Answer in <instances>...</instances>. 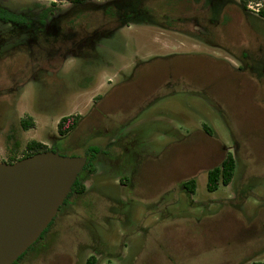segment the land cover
Masks as SVG:
<instances>
[{"label": "rangeland", "instance_id": "374dc122", "mask_svg": "<svg viewBox=\"0 0 264 264\" xmlns=\"http://www.w3.org/2000/svg\"><path fill=\"white\" fill-rule=\"evenodd\" d=\"M52 1L0 0V5H5L11 11L27 15L34 20L40 19L42 13L45 16L49 14L46 17L48 18L46 23L51 25L57 22L55 21L56 17L63 18L59 23L61 28L58 34H52L53 30H49L50 33H42L37 27L21 29L23 27H20L19 24L18 27L9 28L0 19V59L3 60L0 63L8 66L13 63L16 65L17 61H24L22 63L23 69H26L27 74L32 72L38 78L32 84L22 87L23 97L15 106L17 114L12 115V118L17 115L18 118L23 115V117L28 118L27 114L33 117L36 127L27 131L28 136L35 134L42 141L50 143L52 136L57 131V122L61 113H78L81 120L75 131L64 142L59 141V151L64 155H83L87 153L88 146L101 144L94 139L95 136L98 137L97 134L90 135L89 132L93 125L98 126L100 123H105V117L101 114L111 115L109 117L113 118L112 121L114 122L126 123L134 114L139 113V105L144 101L146 103L145 98L149 97L164 98L165 101L156 105L153 110L161 109L166 113L159 118L153 110L150 113L145 112L141 114V117L135 123H146V128L152 127L154 129L163 128L168 123L177 126L181 124L187 130L190 128L195 129V127L201 129L203 124L207 125V128L204 127L205 131L198 129L201 133L192 134L190 139L186 141L188 147L185 150L177 147L156 160H144L139 157V159L133 160L132 162L137 161L136 165H138L139 172H141L138 174L137 181L135 176H124L126 174H124L125 168L123 166L125 165L128 170L129 164L126 165L125 162L120 165L111 163L112 166L109 165L108 167L104 163L99 169V173L107 177L109 181L106 184L108 185L96 186L97 188L100 187L103 192L97 194L100 203H92V207L105 212V201H107L108 204L112 203L114 207L122 208L123 215L126 218L124 224L127 225L130 213L133 211L137 213L142 203L151 202V200L148 201L151 197L150 193H152L149 192L150 190L160 185L163 189H172L174 193H178L181 189V182L193 175L198 177V192L196 195L198 198L208 200L213 197L206 190V172L215 165H220L226 155V152L220 148L222 138L226 141V145L229 144V151L236 155V178L228 186H220L218 194H215L214 206L208 208L211 210L202 221L197 222L195 218L188 215L185 217L187 219L183 230V225L174 222L175 220L178 221L180 217H173V220H169L168 217L166 218L160 214L158 211L160 207L158 206V208H154L157 211L153 213L154 210H152L148 213L150 218H146L144 221L157 220L155 227L148 232L139 231L143 224L136 218L135 220H138L139 223L134 222L133 225L126 226L129 228L128 237L121 244V248L118 246L119 250L121 249L123 252L122 257L131 256L128 253H130V248H133L134 244L140 246L137 256L130 258L129 262L125 260L127 261H124L125 264H199L201 262L207 263L208 259L211 263H214L227 255L230 245L231 250L236 252L231 264L238 263L239 258L244 257L251 251H262L261 255L264 257V231L261 225L258 227L259 232L257 235L262 236V239L256 238L251 241L245 237L244 231V226H246L245 211L258 206L264 208V204L257 205L259 201H255L256 199L260 201L264 199V87L260 89L258 84H248L238 76L232 77L230 68L224 64H218L216 61L210 60L206 63H199L200 57L205 60L211 59V55L223 58L229 56V53L214 49L211 45H208L206 40L197 39L194 33H190L191 30H194L192 25L176 23L175 26L170 27L174 31H167V28L160 27L159 24L148 25L149 23L142 19L138 20L144 26L135 21L122 23L116 16L104 15L106 9L101 2L106 0H85L90 2H87V5L84 3L76 6L75 11L72 9L70 13L67 12V8L70 7L67 0H56V4L61 6L53 12ZM183 5L186 4L183 3ZM189 5L188 12L194 13L200 11L202 3L191 2ZM149 6L154 7L155 12L161 15V21H164L167 12L164 5L150 3ZM71 7L74 6L71 5ZM181 9V5L177 4V8L172 11L179 12ZM63 12L69 14L63 16ZM239 20L238 18L237 22ZM205 26L219 32L212 25L205 24ZM71 27H73V32L67 30ZM230 27L234 32L236 26L231 25L224 27L226 29L220 27L219 33L227 38L226 32L229 31ZM237 28H239V34L242 35L243 27L239 26ZM112 32L114 33L110 35ZM73 33L75 35L72 37ZM87 33L91 34V39L96 36L106 37V34L109 35L108 40L110 41L105 42L109 45L107 48L106 46L103 48L82 45L77 48L78 58L71 55L66 62L51 63L48 61L51 58L48 54L52 56L56 49L64 51L69 48L74 40L88 38V36H84ZM94 33H97V35H94ZM202 33L200 34L203 36ZM122 34L124 35L122 36ZM229 35H231L230 32ZM102 39L104 38L100 40ZM123 41L127 46L124 50L117 45ZM241 42V40H237L236 43L238 45ZM135 47L140 49L147 47L148 50H151L143 52L145 57L148 56L147 58L150 56L165 57L172 52H178L182 56L172 58V61L177 60L173 63L186 64L174 65L170 68H168L169 66L137 67L134 70V78L130 82L112 83L111 99L106 96L107 98L102 101L101 96L97 95L100 91L99 87L110 77H117L112 74V64L109 63L110 66L101 67V63L96 64L95 62L112 59L121 63L131 58L128 53L133 54ZM171 49L173 50L170 51ZM237 49L238 46H236ZM197 50H202L203 53L197 55L194 52ZM42 64L45 65L42 66ZM48 65H54V71L51 75L45 74ZM118 66L122 65L117 64ZM119 71L124 75V72L130 71V68L122 66ZM93 74V80L96 79V83L101 82H99L97 88L86 90L84 83L90 81V76ZM81 82L83 83L80 84ZM108 83H111V80ZM187 91L195 94L190 95ZM94 100L98 109L93 108V112L89 114L88 111ZM216 102L220 104L222 112L217 108ZM190 104L195 105L194 107H198L199 110L190 109ZM49 107L55 110H50L51 113H47V115L38 111L39 109L46 111ZM89 115H91V121ZM15 121H17V117ZM227 126H231L234 130V135L239 140L238 147L233 146V142L228 135ZM93 139L94 142H92ZM101 142V145H105L103 139H101ZM2 144L0 139V160L4 157H8L9 162L17 160V157H12L14 155H11V151H17L20 156L26 153L24 150L21 153V150L17 148L7 149L1 146ZM109 154L111 157L117 155L113 148L109 150ZM110 172H116L120 175L127 186L126 190L115 184L116 180H113ZM96 180L94 179L93 182H96ZM250 188L258 194L256 197H250L246 202L244 200ZM157 193L152 198L159 195ZM94 194H89L90 196L83 201L80 200V203L84 201V204L88 203V198L93 199L96 197ZM126 196L130 199H138L140 202L124 203L120 198H126ZM116 197H118V200L115 199ZM73 200L75 201V199ZM156 200H159V196L156 197ZM174 200L172 202L175 203ZM262 201L264 203V200ZM77 202L79 200L75 203ZM180 205L181 203L178 206ZM192 210L195 211L197 218H200V213H203L199 207L192 208ZM63 220L65 222L71 221L68 217L63 218ZM65 222L58 225L56 221L55 225L51 226L44 235L46 237L52 234L54 229H57L59 235L52 239V243L45 253L40 254L37 246H33L35 248L25 255L20 263L72 264L70 262L71 254L76 246L78 247L76 251L79 258L83 256V244L80 242V239L83 242V238L80 235L83 234L86 237L84 229L78 227L81 231H79L80 235L73 228L68 229V232L72 231L70 234L72 239L70 240L66 235L67 233L62 232L67 226ZM88 225L92 226V223L83 221L82 225L79 226L87 229ZM151 231L153 234H150ZM53 234L56 235V233ZM120 243L118 242V245ZM80 244L82 245L80 246ZM51 247H53L52 252L49 251ZM119 250L111 256L116 255ZM118 263L119 261L116 259L112 261V264Z\"/></svg>", "mask_w": 264, "mask_h": 264}, {"label": "flooded vegetation", "instance_id": "af4514ba", "mask_svg": "<svg viewBox=\"0 0 264 264\" xmlns=\"http://www.w3.org/2000/svg\"><path fill=\"white\" fill-rule=\"evenodd\" d=\"M68 5H70L69 8H67V12L70 13V10L74 9L76 6H80L82 4H86L90 1L85 0H67ZM191 2H200L202 3L200 11H196L194 13H189L188 10L190 9V3ZM103 6L105 7L104 15H112L118 17L122 23H126L127 21H135L139 25H143L140 20H146L148 22V25H157L159 24L160 27L167 28V31H174L170 27L175 26L176 23H179L180 25H192V29L190 33H194L197 39L206 40L208 45H211L214 49H219L222 51H225L229 53V56L225 57H219V56H213L211 55V59H204L203 57H200L198 62H205L206 61H216L218 64H224L230 68L231 76L232 77H240L241 80H243L245 83L248 84H258L259 88L262 89L264 87V0H110V1H103ZM150 3L158 4V5H164V7L167 9V12L165 13L164 21H161L160 14L155 12V8L152 6H149ZM185 3L186 5H183ZM52 6L54 7L53 12H55L56 8H59L61 5L56 4V0L52 1ZM177 4L181 5V10L179 12H173L172 10H175L177 8ZM73 5L74 7H71ZM87 5V4H86ZM102 5V4H101ZM188 5V6H187ZM0 7L4 9L10 10L5 5H0ZM11 11V10H10ZM13 12V11H12ZM63 12V16H67L69 13ZM15 15H19V19H7L0 17L1 20L4 21V24L6 23L7 27H18V24L20 27H23L21 29H28L31 27H37L42 33H50L49 30H53L52 34H58L60 33V26L59 23L61 22L60 16L56 17L55 21L52 25L49 23H46V20H48L47 14L45 16L44 13H42V16L38 20H34L33 18L19 14L16 12ZM72 14V13H71ZM80 16V15H78ZM240 19L239 22H237V19ZM205 21V22H204ZM72 23V21H71ZM33 24V25H31ZM70 24V23H69ZM212 25L215 29H217L219 32V28L223 27L222 29H226L224 27H229L231 25L236 26L233 32V29L227 30V38L222 36L219 32L213 31V29H210L209 27L205 26ZM71 25V24H70ZM147 25V27H149ZM72 26V25H71ZM144 26V25H143ZM239 26L243 27V34H239ZM33 30V29H31ZM69 31L73 32V27L67 29ZM204 31V33H202ZM229 32L231 35H229ZM114 32L110 33L112 35ZM202 33L203 36L200 34ZM87 33L84 36H88V38H80L78 40H74L72 44L69 46V48L62 51V49H56L52 56L48 54L51 58L48 59L51 63H59V62H66L71 55L74 58H78L77 54V48L82 45H89L93 47H103L107 48L109 44H105L108 40L109 35L106 34V37L104 36H96L94 39H91V34ZM75 35V33L72 34ZM94 35H97V33H94ZM93 35V36H94ZM102 35V34H101ZM124 34H122L123 36ZM190 36V35H189ZM222 37V38H221ZM101 38H104L100 40ZM91 39V41H90ZM227 39V40H225ZM237 40H241V43H238ZM197 41V40H196ZM118 46H121V48L124 50L125 44L124 41L117 44ZM12 46V45H10ZM110 46H112L110 44ZM171 46V45H170ZM236 46H238V49L236 50ZM201 47V46H200ZM134 50V49H133ZM171 49L170 51H172ZM149 52L151 50H148L147 47H144L143 49L136 48L135 51L132 53H128L131 58H128V60L123 61L121 63H118L115 60L109 59L105 60L103 62H95L101 63L100 66H110L112 64L113 68V75L115 77H110L108 80H105L103 85L99 87V93L98 96H101L102 101L105 100L104 98H107L110 94H112L113 87L111 86L112 83H128L134 78V70L137 67H153V66H163L168 67L174 66V65H183L186 63H173L177 60H173L172 58L182 56L178 52H172L170 55H167L165 57H158V56H150L149 58L145 57L143 52ZM44 52V51H43ZM197 55H200L203 53L202 50L194 51ZM201 52V53H200ZM60 58V60H59ZM73 58V59H74ZM204 59V61H202ZM0 61H3L0 59ZM47 61V60H46ZM47 61V62H48ZM109 61V62H108ZM180 61V60H179ZM24 62V61H23ZM23 62H16V65L9 64H2L0 63V139L3 143L1 146L9 148H17L18 150L26 151L28 143L32 140L40 141L44 144H46L49 149L48 150H60L59 141L64 142L68 136L75 131L76 127L72 129L70 132L62 134L59 132L58 124L62 117L66 115H77L76 114H62L57 122V131L52 136L51 142H44L41 139H39L35 134H32L28 136L27 131L30 129H35V121L31 115L27 114L28 118H31L34 122V125L30 128L25 129L23 126L22 121L26 119L25 117L18 118L17 121L16 117L12 118L13 114H17L15 112V106H17L18 102L22 99L23 90L22 87H25V85L32 84L34 80L38 79L37 75L34 73H28L26 72V69H23ZM90 62V61H89ZM19 63V64H17ZM49 63V62H48ZM87 63V62H85ZM92 63V62H91ZM116 64V65H114ZM117 64H121L123 67H129L130 71H125L124 75L121 74L119 71V68L122 66H118ZM45 64H42L44 66ZM92 65V64H90ZM54 65H48L45 70L47 75H51L53 73ZM101 69V68H100ZM128 70V69H127ZM58 71V70H57ZM24 75V76H23ZM93 75L90 76V81L87 83H84L87 89H95L97 88L99 82L96 83V79L93 80ZM137 76V75H136ZM135 76V77H136ZM230 77V76H229ZM228 77V79H229ZM103 78V77H102ZM101 79V78H100ZM99 79V80H100ZM111 80V83H108V81ZM81 82L80 84H82ZM104 89V90H102ZM190 95H194V92L187 91ZM96 95V96H97ZM107 96V97H106ZM144 98V97H143ZM111 99V98H110ZM145 101L142 102V104L139 105V113L136 115L134 114L131 118H129L128 122H122L117 123L112 121L113 118H110L109 114H101L105 117V123H100L98 126L93 125L90 129V135H96L98 137H94L96 139L95 141H98L102 144L101 139H103V142L105 141V145L101 144H93L94 146H98V151L94 152V162L96 165V169L93 172H86L83 175V182L85 185L83 192H72L69 194V196L66 198L64 203L61 205L57 215L53 219V225H55V222L57 221V224L60 225V223L65 222L63 218L65 219L68 217L71 219V221L65 222L66 228L62 231L64 232L68 238L71 240L72 237L70 234L72 231L68 232V229H74L75 231L79 232V228H83L84 234L83 236L80 235L81 231L77 234L82 237L83 242L80 239V242L83 244V256H80L77 253L76 250H78L77 246L76 249H73V252L71 254V263L72 264H112V261L116 259L119 261L118 264H125L130 258H135L138 254L139 244L133 245V248L131 247L130 254L131 256H123V252L121 249V244L125 242L124 240L126 237H128L129 228L126 226L133 225V223H139V221L142 222L143 225L142 228L139 229L140 232H148L152 228L155 227V223L157 220L147 221L146 218H150L148 213H150L152 210L153 213L156 212L154 208L160 207L158 211L162 216L168 217L169 220H173V217H180L179 220H175V223L183 225V230L185 229V217L190 215L192 218H195L197 222L202 221V219L214 206V200L215 194L218 192L220 186H228L231 184L234 179L236 178L235 171L237 167L236 163V155L235 153H232L229 151V144L226 145V141L221 139V145L220 148L226 152V155L224 159L229 155L232 154L235 160V168L233 172V176L229 183L224 184L220 183V185L214 189L211 190L208 187V180H209V169L206 172V190L212 195L213 198H209L208 200L203 198H198L196 195L198 192V177L192 176L189 179L183 180L181 182V189L178 193H174L172 189H163L160 187V185H157V187L153 190H150L149 192L151 194V197L148 199V201L151 200L150 203H142V206L137 213H130L129 216V223L127 225L124 224L125 215H123L122 208H118L117 206H112L113 204H108L107 201H105V212L104 211H98L95 207H92L91 205L95 203H100L99 194H101L103 191L101 188H97V185H108L106 184L107 177L100 175L99 169L102 165L107 164L108 167L113 164H123L124 162L126 165H130L129 169L127 170V167L124 165L126 177L129 176H135V180L137 181L139 172V167L136 162H132L133 160H137L139 158L141 159H149V160H156L159 159L162 155H165L168 151H173L177 147L181 148L182 150H185L188 147L187 140L190 139L193 133L199 132L197 127L195 129L190 128L187 130L185 126H182L179 124L178 126L172 123H168L167 125H164L163 128L154 129L152 127L146 128V123H135L136 120H138L141 117V114L145 112H152L153 108L160 104L162 101H165L164 98L158 99L156 98H145ZM217 103V102H216ZM191 105V104H190ZM217 108L222 112V108L219 103H217ZM94 106V107H93ZM195 105H191L190 109H193L194 111H198V107H194ZM93 108L96 107L95 100L92 102L90 109L88 113L93 112ZM98 109V108H97ZM54 111V108L49 107V109L45 110H38L40 112H44L45 115L47 113H51V111ZM165 110H167L165 108ZM154 113L159 116V118L164 115L166 112H163L161 109H155L153 110ZM172 112V111H169ZM79 115V114H78ZM80 116V115H79ZM91 121V115L88 116ZM104 119V118H103ZM81 120V116L79 117V121ZM141 120V119H140ZM112 121V122H111ZM101 122V121H99ZM79 123V122H78ZM78 125V124H77ZM207 125H202L201 129L204 130V127ZM228 135L231 138L233 142L234 147L239 146V140L234 135L235 132L232 129L231 126H227ZM209 131V130H207ZM26 133V135H24ZM201 133V132H199ZM212 133V132H211ZM32 137V138H31ZM105 138V139H104ZM94 139L92 142H94ZM63 144V143H62ZM90 145L89 147L93 146ZM64 146V145H63ZM113 148L116 152V156L111 157L109 156V150ZM17 151L10 152L11 155H14L12 157H17V159L21 158ZM60 152V151H59ZM15 153V154H14ZM83 155H87L89 158V153H85ZM139 157V158H138ZM223 159V160H224ZM222 160V161H223ZM0 161H8V157H4ZM220 162V164L222 163ZM136 165V166H135ZM219 166V165H215ZM214 166V167H215ZM136 167V168H134ZM213 168V167H212ZM84 169V168H83ZM108 169V168H107ZM127 170V171H126ZM83 171V170H82ZM80 172V174L82 173ZM111 173V172H110ZM106 174V172H105ZM113 176V180H116V183L118 186H121L123 189L126 190L127 186L120 178V175H118L116 172L111 173ZM124 177V179H126ZM94 179H97L96 182H93ZM114 183V181H113ZM143 184V183H142ZM141 184V185H142ZM107 189V188H106ZM128 189H130L128 187ZM134 189V188H133ZM163 189V190H161ZM131 190V189H130ZM160 190V191H159ZM159 191V193H157ZM94 194L96 197L93 199L88 198V203H80V200L83 201L86 199L89 194ZM159 196V200H156L155 198H152L153 196ZM98 194V195H97ZM218 194V193H217ZM258 193L250 188V191L248 195H246V199L244 201L247 202L250 197H256ZM175 196L173 199L172 197ZM162 197V198H160ZM75 199V201L73 199ZM77 198V199H76ZM176 198V199H175ZM198 198V199H197ZM118 200V197L115 198ZM175 199V200H174ZM70 200H72L70 202ZM75 203L76 201H78ZM120 200H122L124 203L134 202L139 203L138 199H130L126 196V198L121 197ZM175 201L172 202V201ZM264 200V199H262ZM260 201L256 199L255 201H259L258 204H264L263 201ZM210 202V203H208ZM93 203V204H92ZM174 203V204H173ZM181 203L180 206H178ZM81 204V205H80ZM148 204V205H147ZM177 204V205H176ZM263 206V205H262ZM199 207L201 208L203 213H200V218H197V215L194 213L195 211L192 210V208ZM264 207V206H263ZM179 210V211H177ZM63 214H65L63 216ZM146 214V215H145ZM63 216V217H62ZM138 219V220H135ZM245 223L246 226H244L245 231V237L247 239H250L253 241L256 238H261L262 236L257 235L258 227H262V230L264 231V208L261 207H255L254 209L249 208L245 211ZM133 220V221H131ZM143 220V221H142ZM83 221H87V223H92V226L88 225V228L85 229L82 226ZM74 224H73V223ZM140 222V223H141ZM171 224V223H169ZM50 225V224H49ZM79 227V228H78ZM171 227V225H170ZM51 228V227H50ZM50 228H46V231L44 234H41V236L37 239L35 243H33L24 253L27 255L30 251H32L37 246V249H39L40 254L45 253L46 249L49 248L50 244L52 243V239L54 237L59 236L57 229H54L52 234L48 236H44ZM131 230V229H130ZM53 233H56L53 234ZM60 233V232H59ZM150 234H153L152 231ZM65 235V236H66ZM114 237H113V236ZM85 237V238H84ZM153 237V235H152ZM43 239V240H42ZM253 239V240H252ZM132 241V240H131ZM133 241H135L133 239ZM118 242H121L120 245H118ZM80 244V246L82 245ZM132 244V243H131ZM248 244V243H247ZM79 245V244H78ZM234 245V244H233ZM119 246V248H118ZM33 247V248H32ZM32 248V249H31ZM52 248V249H51ZM49 251L52 252L53 247H51ZM233 248V246H232ZM119 252L111 256V254H115L117 251ZM261 250V249H260ZM236 252L231 250V245L229 247V252L227 255L222 257L220 260H217V262L211 263V261H206L208 264H231L233 257H235ZM262 251H251L247 253V255H244V257L239 258L240 261L238 263L234 264H264V257L261 255ZM25 255L22 257V259L25 257ZM169 256V255H168ZM171 258V257H170ZM21 259V260H22ZM19 260V263L21 262ZM108 260V262H107ZM110 260V261H109ZM127 260V261H125ZM125 261V262H124ZM129 262V261H128ZM207 263H199V264H207ZM21 264V263H20Z\"/></svg>", "mask_w": 264, "mask_h": 264}, {"label": "water", "instance_id": "95a60500", "mask_svg": "<svg viewBox=\"0 0 264 264\" xmlns=\"http://www.w3.org/2000/svg\"><path fill=\"white\" fill-rule=\"evenodd\" d=\"M87 155L44 150L0 161V264H13L46 230L72 192Z\"/></svg>", "mask_w": 264, "mask_h": 264}, {"label": "trees", "instance_id": "16d2710c", "mask_svg": "<svg viewBox=\"0 0 264 264\" xmlns=\"http://www.w3.org/2000/svg\"><path fill=\"white\" fill-rule=\"evenodd\" d=\"M0 17L7 18V19H19L20 18L19 15H15V13H13L12 11L8 9H4L2 7H0ZM79 117L80 116L78 114L77 115H66L62 117L58 124L59 132L62 134L70 132L72 129H74L77 126L79 122ZM22 123L25 129L30 128L34 125V122L31 118L24 119ZM48 149L49 147L46 144L40 141L32 140L28 143L26 153L21 158L37 153V152H40V151L48 150ZM97 151H98V146L93 145L89 147V150L87 151V153L90 154L89 158L87 160V163L82 173L79 174L76 182L73 185V188H72L73 192H83L84 191L85 185L83 182L84 180L83 175L86 172L95 171L96 165L94 162V157H95L94 152H97ZM234 168H235L234 157L232 154H229L219 166H215L209 170L208 187L211 190H214L220 185V183H224V184L229 183L233 176ZM52 224L53 222L50 223L48 228H50ZM45 231L42 234H44ZM24 255L25 253H23L13 264H20L19 260H21Z\"/></svg>", "mask_w": 264, "mask_h": 264}]
</instances>
